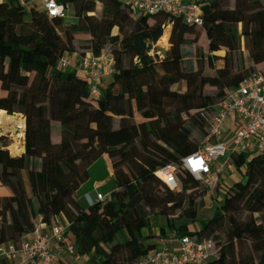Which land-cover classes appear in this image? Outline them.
<instances>
[{"label": "trees", "instance_id": "obj_1", "mask_svg": "<svg viewBox=\"0 0 264 264\" xmlns=\"http://www.w3.org/2000/svg\"><path fill=\"white\" fill-rule=\"evenodd\" d=\"M54 1L69 6L77 23L64 26L60 18L24 9L19 0L0 3V110L25 121L21 156L10 155L7 139L0 137V184L9 192L0 197V244L19 242L36 221L49 226L63 217L66 235L89 264H133L168 232L212 240L217 257L206 264H264V153L229 156L235 169L244 166L243 181L224 193L212 218L194 231L189 227L198 222L199 182L185 173L173 192L156 176L198 150L201 141L192 134L197 129L201 140L206 134L201 113L210 112L250 72L264 69V16L256 17L264 13V0H189L201 8L208 64L222 61L213 76L201 74L202 60L198 73L193 60L184 65V48L197 42L186 36L197 27L179 17L145 15L119 0ZM167 27L169 49L161 59L152 57ZM79 36L85 37L86 52L97 57L109 47L113 58L111 81L99 97L75 73L57 68ZM241 42L251 67L245 75L233 70ZM220 50L222 57L211 56ZM178 84L184 86L181 93L172 91ZM205 87L216 95L204 94ZM52 124L58 126L56 143ZM104 154L115 190L81 207L76 191ZM151 217L165 219L157 235ZM244 245L253 255L243 254Z\"/></svg>", "mask_w": 264, "mask_h": 264}, {"label": "built area", "instance_id": "obj_2", "mask_svg": "<svg viewBox=\"0 0 264 264\" xmlns=\"http://www.w3.org/2000/svg\"><path fill=\"white\" fill-rule=\"evenodd\" d=\"M134 11L145 15L163 12L179 17L186 25L201 26V8L189 0H119ZM20 5L43 12L50 18L64 20L69 6L57 4L54 0H21ZM54 5V7H50ZM56 8L60 11L57 12ZM57 68L71 71L87 83L89 94L99 97L102 82L112 76L113 58L104 50L99 56L85 52L78 58L64 54L57 62ZM206 122V134L198 150L183 159L175 170L170 165L159 169L163 176H157L170 191L180 189L176 171L181 170L193 180L213 190L222 171L221 159L225 163L230 155L264 153V69L250 72L236 87L226 89L224 98L211 107L210 112L200 114ZM233 129L229 132V129ZM193 161L198 163L194 166ZM107 197L96 195V201ZM67 225L53 222L49 226L36 221L30 233L15 242L0 244V264H56L62 256L79 259L66 235ZM157 247L133 264H206L217 257L212 240L199 241L196 236H178L168 232L155 240Z\"/></svg>", "mask_w": 264, "mask_h": 264}, {"label": "rangeland", "instance_id": "obj_3", "mask_svg": "<svg viewBox=\"0 0 264 264\" xmlns=\"http://www.w3.org/2000/svg\"><path fill=\"white\" fill-rule=\"evenodd\" d=\"M229 7H232V3H229ZM100 8H98L99 12ZM255 14V13H254ZM264 13H260V15L256 17H263ZM77 23V19L72 16V12L70 11L68 13V17H66L63 20V25L64 26H71ZM239 32L241 31V26L238 28ZM166 29L164 30V32ZM116 33V30L113 31V34ZM197 38V42L193 45H187L184 50H183V60H184V65L187 66L188 62L190 60H193L195 63V71H199L200 69V64L199 60H202V65H201V74L204 76H213L215 74V69L221 68L222 67V61L219 59L213 60V65H209L208 61L206 60V57L208 56V51H207V46L204 45L205 41H201V31L200 28H196V33L195 35H187L186 39L191 41ZM85 37L84 36H79L77 37L74 42H73V48L74 52L70 53L72 54L73 58H78L79 56L83 55L86 51L85 47ZM205 40V38H203ZM167 43V44H166ZM204 43V44H203ZM166 44V45H165ZM169 49V42H161L160 40L152 47V50L150 51V55L153 57L157 55L159 59L164 57L165 52ZM105 50H109V47L106 48ZM224 55V50H220L211 56H216V57H222ZM202 57V59H200ZM213 66V67H212ZM234 72L235 73H241L242 75H245L248 71L251 70L250 67V62L247 56L246 51L244 50L243 47V42H241V49L238 53L235 54V62H234ZM111 81V77H108L104 80V85H107ZM173 92L176 93H181L184 91V86L183 84H178L175 85L172 88ZM203 93L214 97L217 93L216 90L205 87L203 89ZM135 120L137 122L141 121V118L138 115H135ZM21 125V118L19 116H15L14 119L11 121L6 120H0V134L2 135H7L13 138H20V134L18 133V129L20 128ZM57 125V124H55ZM11 131V132H9ZM15 131V132H12ZM16 133V134H13ZM1 137V136H0ZM3 137V136H2ZM192 138L195 142L199 143L201 141V134L198 132L197 129L192 134ZM53 139H55V132L53 133ZM223 160H221L222 162ZM230 166V167H229ZM222 176L224 179L221 178V183H223V187L220 189V183L216 185V187L213 190H208L205 188V186L202 183H199V187L203 190L202 194L196 196V211H197V219L198 222L194 225H191L189 228L190 230H198L200 228V222L210 219L213 216L214 210L219 207L222 204L223 200V195L224 193L229 190L233 184L242 182L243 181V175H244V166L240 169H235L229 161H227L223 167H222ZM221 171V172H222ZM185 172L181 170L176 171V177L177 180L180 182V177H183ZM23 177L26 178V173L23 174ZM231 177V178H230ZM104 191V190H102ZM247 215L245 213H242L239 218L241 220L245 219ZM254 217L259 218L261 220V215L257 214ZM165 224V219L161 217H156L150 218V226L152 228L151 232L153 235L158 234V229ZM120 239H123V234L120 233L119 235ZM222 241H224V237L221 236ZM243 254L248 255L252 254L253 252L251 251L250 248H248L247 245L243 246Z\"/></svg>", "mask_w": 264, "mask_h": 264}, {"label": "crops", "instance_id": "obj_4", "mask_svg": "<svg viewBox=\"0 0 264 264\" xmlns=\"http://www.w3.org/2000/svg\"><path fill=\"white\" fill-rule=\"evenodd\" d=\"M5 1L7 0H0V3H3ZM105 86L106 85H104V81H103L102 86H101L102 89ZM1 112H2V115L0 118L2 120L4 119L6 121H9L10 123L14 119L15 116H19L21 118V125H20V128L18 129L20 138H13V135L11 137V135L7 136V135L0 134V136L5 137L8 141L7 150L9 151L10 155L21 156L24 153L25 121L21 115H18V114L7 115L4 111H1ZM232 130L233 129L230 128L229 132H231ZM12 132H15V131H12ZM54 132H55V139H53ZM13 134H16V133H13ZM58 140H59L58 126L55 124H52V141L56 143ZM221 160L223 161L221 162ZM221 160L219 161V164L222 165L223 167V165L225 164V159H221ZM222 173L223 171L219 174V180H218V183H220V187H219L220 189L223 187V183H221V178L224 179L222 176ZM24 183L28 191L27 179L25 177H24ZM114 190H115V182H114V177H113L111 161L109 157L104 154L88 168V179L76 191L74 200L81 207L85 208L91 205L92 203L96 202L97 194H101L103 196L108 197V195ZM8 195H9L8 190L0 184V197H7ZM89 201H91V203H89ZM56 223H61L64 225L66 224L63 217H59ZM88 260H89L88 256H81L77 260L69 258L68 256H62L58 259L56 264H89Z\"/></svg>", "mask_w": 264, "mask_h": 264}, {"label": "bare ground", "instance_id": "obj_5", "mask_svg": "<svg viewBox=\"0 0 264 264\" xmlns=\"http://www.w3.org/2000/svg\"><path fill=\"white\" fill-rule=\"evenodd\" d=\"M169 27H167L166 28V31L165 32H163V35H162V37L159 39L161 42H166V41H168V38H169ZM167 44V43H166ZM165 44V45H166ZM1 115H2V112L0 111V117H1ZM1 119V118H0ZM23 130V129H22ZM170 170H174V168H172V167H170L169 168ZM157 176H160V177H162L163 176V173H161V172H158L157 173Z\"/></svg>", "mask_w": 264, "mask_h": 264}, {"label": "clouds", "instance_id": "obj_6", "mask_svg": "<svg viewBox=\"0 0 264 264\" xmlns=\"http://www.w3.org/2000/svg\"><path fill=\"white\" fill-rule=\"evenodd\" d=\"M50 7H54V5H50ZM56 11L59 12L60 9L56 8ZM198 162L197 161H193V165L195 166ZM89 203H91V201H89Z\"/></svg>", "mask_w": 264, "mask_h": 264}, {"label": "water", "instance_id": "obj_7", "mask_svg": "<svg viewBox=\"0 0 264 264\" xmlns=\"http://www.w3.org/2000/svg\"><path fill=\"white\" fill-rule=\"evenodd\" d=\"M164 56H165V54H164Z\"/></svg>", "mask_w": 264, "mask_h": 264}]
</instances>
